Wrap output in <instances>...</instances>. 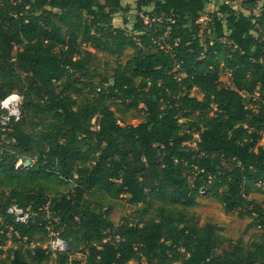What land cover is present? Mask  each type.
I'll return each instance as SVG.
<instances>
[{
  "label": "trees",
  "instance_id": "trees-1",
  "mask_svg": "<svg viewBox=\"0 0 264 264\" xmlns=\"http://www.w3.org/2000/svg\"><path fill=\"white\" fill-rule=\"evenodd\" d=\"M209 2L137 0L132 34L112 24L121 0H0V100L21 95L20 118L0 131V264H264V206L250 197L264 187V39L253 34L264 0H223L201 40ZM127 49L94 83L95 52ZM201 188L262 232L232 241L198 225L187 209ZM97 190L142 207L115 223L111 207H89ZM45 206L66 241L54 257Z\"/></svg>",
  "mask_w": 264,
  "mask_h": 264
},
{
  "label": "rangeland",
  "instance_id": "rangeland-1",
  "mask_svg": "<svg viewBox=\"0 0 264 264\" xmlns=\"http://www.w3.org/2000/svg\"><path fill=\"white\" fill-rule=\"evenodd\" d=\"M102 1V0H101ZM223 0H218V2H209L205 5V8L202 13H200L199 19L197 20L200 26L199 35L200 39L203 40L208 35V21L211 19V14L213 11L217 9V6ZM136 3L137 0H121V4L123 7L126 8L125 11H120L113 16L112 24L115 27L124 28L127 32L132 33L131 28L135 21L136 16ZM230 5L236 9L237 11H241L244 14L249 13V9L245 7V5L241 2H231ZM259 6H255L252 9L253 13L259 12ZM142 9H151V5L145 6ZM145 15V14H144ZM123 17L126 19L127 22H123ZM255 36H260L264 39V27H259L256 31L253 32ZM97 59H96V71L98 76L94 79V83H98L102 76H109L112 73V69L116 66L118 62L124 63L130 56L133 54L131 49H127L121 57H114L107 55L101 52H95ZM14 93L19 94L17 91H13ZM20 95V94H19ZM114 107V105H112ZM141 106V105H140ZM142 112L130 109L124 113V117L128 123H137L142 118ZM193 144V143H191ZM260 145L264 146V136L259 141ZM25 163V162H24ZM22 165V164H16ZM71 187V183L62 184V185H55L53 188L57 189L58 191H66L68 188ZM260 191H254L250 194V197H254L257 201L261 202L264 206V187L260 188ZM52 194V193H51ZM87 200L89 201V207L93 208H102L111 207V219L113 222L119 220L121 216L128 215L131 213L133 215L134 211L140 210L142 204H130L127 202V199L121 196L118 199H110L104 193L100 191H93L86 195ZM198 205L194 207H190L187 209L189 212L188 215H191V212L194 213L196 216V221L198 225H202L205 222H210L215 224L218 228L220 227L219 233L223 236L230 238L232 241H235L238 237H241L244 242L252 240V235L254 233H260L259 225L255 227H248L250 219L247 217H239L236 213L228 214L225 213L221 207V204L206 196L205 194H201L198 198ZM158 205L157 201H154L153 204L148 208L146 212L143 213V217H147L151 215L155 206ZM47 216H51L48 212L46 213ZM262 232V231H261ZM14 243H9L8 246H13ZM227 243H224L221 247H219L216 252H220L222 248H225ZM80 255V253H78ZM135 261H129V264H134ZM179 264V263H173Z\"/></svg>",
  "mask_w": 264,
  "mask_h": 264
},
{
  "label": "built area",
  "instance_id": "built-area-1",
  "mask_svg": "<svg viewBox=\"0 0 264 264\" xmlns=\"http://www.w3.org/2000/svg\"><path fill=\"white\" fill-rule=\"evenodd\" d=\"M139 16L143 19L144 23L148 22L147 16L142 12H139ZM20 104L21 95L14 92L10 93L5 98L0 100V109L2 110V112L0 113V131L3 130L10 121H17L20 118ZM17 164H24V162L22 160H19ZM200 193L204 194V189L201 188ZM44 210L46 211V213H48L46 206L44 207ZM7 212L13 214L15 220L19 222L29 221L32 215V212L29 208L23 210L16 205H10L7 208ZM46 218L48 219L46 225L48 239L42 244V247L48 254H50L51 257H54L58 252H62L66 249V241L53 230V225L50 221L52 217L46 215ZM52 219L54 221L56 220V218ZM30 246L34 247V244H31Z\"/></svg>",
  "mask_w": 264,
  "mask_h": 264
},
{
  "label": "water",
  "instance_id": "water-1",
  "mask_svg": "<svg viewBox=\"0 0 264 264\" xmlns=\"http://www.w3.org/2000/svg\"><path fill=\"white\" fill-rule=\"evenodd\" d=\"M30 163L29 159L25 160V163L23 164L24 166H27Z\"/></svg>",
  "mask_w": 264,
  "mask_h": 264
}]
</instances>
